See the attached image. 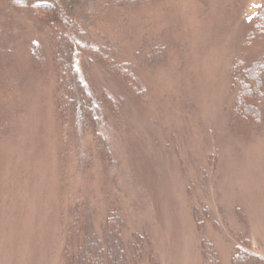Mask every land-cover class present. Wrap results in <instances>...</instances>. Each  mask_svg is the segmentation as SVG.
Returning a JSON list of instances; mask_svg holds the SVG:
<instances>
[{"label": "rangeland", "instance_id": "rangeland-1", "mask_svg": "<svg viewBox=\"0 0 264 264\" xmlns=\"http://www.w3.org/2000/svg\"><path fill=\"white\" fill-rule=\"evenodd\" d=\"M33 1L0 0V264L264 259V116L235 114L232 78L264 55L249 35L263 0H85L88 43L121 64L76 58L69 120Z\"/></svg>", "mask_w": 264, "mask_h": 264}, {"label": "trees", "instance_id": "trees-1", "mask_svg": "<svg viewBox=\"0 0 264 264\" xmlns=\"http://www.w3.org/2000/svg\"><path fill=\"white\" fill-rule=\"evenodd\" d=\"M26 1L27 0H4V4L10 9L17 7H21L22 9ZM84 5L85 0H35L31 4L30 9L32 18L36 24L37 33L42 32L45 44V46H42V51L43 53L45 52V56L52 59L54 64L57 80L54 90V102L56 103L57 115L64 120L74 118V115L81 114L83 111L82 106L76 105V92L72 84V78L76 69L75 60L77 57L83 59L87 58V61L95 66V63L99 62L108 69L114 68L117 70L120 68L121 64L114 58H108L107 55L103 54L99 46L88 43V37L81 25L80 15H78ZM253 22L254 28L249 33V35L252 36L251 38H264V0ZM5 51L6 49L3 45V41L0 38V72L3 69L1 57L4 56ZM256 60L257 61L247 65L244 60L238 59L234 65L232 78L235 85L238 86V97L235 102L234 111L241 119H250L246 113L247 109H258L260 119L255 121L256 123H262V116H264V72L260 80L257 78L256 74L264 68V55ZM123 68L124 66L121 68L120 72ZM91 75L93 78L94 76L101 77L100 74H98V76L95 74V70H91ZM123 81L125 82L126 80ZM86 90L88 93V97L85 100L88 107L87 113L88 116H93L96 107L100 104V101H102V97L101 95L98 96L94 94L88 86ZM103 99L107 104V108L113 109L116 106L112 99L109 98L111 103L107 98L105 99V96H103ZM245 100L246 106L245 109H242L240 102ZM261 110L263 111L261 112ZM75 246L78 249L82 247V245H74V247ZM210 253L209 250H205V264H212ZM244 258L246 259L245 263ZM250 259H252V261ZM233 260V264H264L262 256L255 252L244 250L238 251L234 255Z\"/></svg>", "mask_w": 264, "mask_h": 264}]
</instances>
